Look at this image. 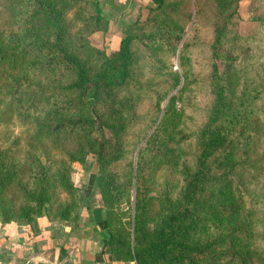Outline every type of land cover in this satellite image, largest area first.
<instances>
[{"label":"trees","instance_id":"16d2710c","mask_svg":"<svg viewBox=\"0 0 264 264\" xmlns=\"http://www.w3.org/2000/svg\"><path fill=\"white\" fill-rule=\"evenodd\" d=\"M74 1L0 0L2 16L13 18L8 28L0 20V121L16 104L32 117L38 140L86 133V152L75 148L67 153L71 161H81L96 147L95 181L103 200L111 261L264 264V192H255L248 182V171L264 175V155L253 159L249 152L260 133L259 122L264 120V68L257 80L252 75V62L264 60L259 33L240 35L227 16L215 26L206 49L199 50L209 59L204 78L194 70L182 82L181 73L171 71L166 81L140 83L134 77L138 56L132 51L133 36L122 39L111 55L87 52L84 28L74 42L69 40L66 13ZM178 2L151 0L146 21L161 24L168 33L176 31V36L161 33L147 38L173 51L188 23L187 15L171 10ZM170 16L178 17L181 25L172 26ZM92 20L97 23L99 15L87 18ZM195 41H200L197 36ZM199 47L184 43L178 52L180 60L195 55ZM203 83L212 104L199 126L179 128V118L188 108L179 96L187 94L188 88L196 91ZM145 100L152 101L151 110L138 114ZM185 142L193 146L190 161L181 170V192L175 198L169 192L152 196L158 161L173 156L175 145ZM139 145L135 164L121 169L122 173L113 171ZM30 152L33 170L23 169L10 153L0 152V162L5 157L11 162L0 172L1 223L36 225L44 216L51 220V205L61 208L56 223H75L78 204L62 207L56 203L57 194L49 191L55 166L33 149ZM15 178L18 181L13 183ZM62 181L76 202L75 183L69 178ZM12 188L23 194L19 204L15 205ZM260 210L263 214L258 216ZM205 224L213 232L203 238Z\"/></svg>","mask_w":264,"mask_h":264},{"label":"rangeland","instance_id":"374dc122","mask_svg":"<svg viewBox=\"0 0 264 264\" xmlns=\"http://www.w3.org/2000/svg\"><path fill=\"white\" fill-rule=\"evenodd\" d=\"M109 10L114 9V13L118 16L125 14L128 18L124 21L126 29L123 32H119L121 41L127 36H133L132 51L138 56V62L135 67L134 77L138 78L140 83L155 82L160 83L166 81L171 74V71L180 72L182 75V82L187 79V73L190 71H196L201 78H204L210 68L208 55L201 53L200 49H206L205 44H208L213 38L215 33V26L222 23L227 16H230L231 27L242 36H252L256 33L263 42V45L259 47L260 54L264 53V28L261 27V22L264 21V0H179L178 3L171 6V10H178L181 14L188 16V23L185 26V34H180L182 37L181 42L176 46V51L167 50L164 47L159 46L157 43L148 40L147 38L155 34H165L167 28H162L161 24L146 23L149 15L151 0H134L131 3L128 1L124 6H115L116 0H105ZM113 6V7H110ZM115 6V7H114ZM134 6V7H133ZM100 20L95 23L92 20L87 21V18L97 16ZM189 15H192L189 20ZM2 19L1 23L5 25L4 28H8L13 18L0 13ZM119 18V17H115ZM114 18V20H116ZM66 19L71 27L69 29V40L74 42L77 34L80 30L88 31L87 40L88 47L87 52L105 51L111 55L117 51L120 47L119 44L112 43V39L107 37L103 30L105 28V22L103 17L94 11L93 5L88 0H75L70 10L66 13ZM171 24L181 25L178 17L170 16ZM119 23V22H118ZM159 25V26H158ZM96 27L95 31H90ZM176 36V31L168 33ZM195 36L200 41H195ZM197 44L200 46L198 50H194L195 55H192L187 60H180L178 52L180 47L184 43ZM204 42V46L202 45ZM204 52H208L207 50ZM97 58H94V62ZM163 66V68H162ZM252 75L253 81L260 77L261 70L264 68V60L252 62ZM204 82V81H203ZM191 95H190V94ZM174 94V93H173ZM171 96V94L169 95ZM179 101H183L188 106L179 118V128L182 129H194L202 122L203 114L212 104V98L207 85L203 83L196 91L188 88V93H184L179 96ZM152 107V101L145 100L138 108V114L144 115L150 111ZM264 109V103L261 105ZM1 110V108H0ZM260 133L256 137V144H253L249 148V152L253 159L259 158L264 155V120L259 122ZM136 131L133 132V135ZM86 133L80 132L76 134H63L59 136V140L54 137H42L40 140L36 139V130L33 119L29 114L23 112L22 109H18L15 104L14 108L7 112L0 121V152L3 154L13 155L14 162L21 165L23 169L28 167L33 170L32 156L30 150L33 149L43 160H47L55 166V178L53 179L49 191L51 194L56 193L58 201L56 203H62V207L76 206L81 209L82 205L86 201L88 196V184L76 185V182H81L82 178L85 181L93 184L92 192L90 195V201H96L103 206V200L100 195V189L98 182H93L97 175V153L96 147L89 150L84 159L81 161H71L67 150L75 148H84L86 152L85 142ZM146 138L142 141L141 145L145 142ZM136 148L134 155L129 157L128 160L113 166V171L123 172V168L130 169L135 164L136 154L140 146ZM191 145L188 142L175 145V151L173 156H169L165 160H159L152 176V185L154 191L152 196H160L165 192H169L171 197H177L183 188V178L181 176V170L190 161L189 152ZM5 154V155H6ZM12 157V156H11ZM12 157V158H13ZM7 158V157H5ZM0 162V172L7 169L11 163L9 159H5ZM264 169V167H263ZM264 171V170H262ZM30 171L26 172V175ZM264 174V173H263ZM248 182L250 181L251 187L261 192H264V175L257 172L248 171ZM62 178H69L71 182L75 183L78 188L75 193L76 202L70 192L63 187ZM81 178V179H80ZM18 180L15 178L13 183ZM73 183V184H74ZM87 184V185H86ZM13 187H15L13 185ZM11 194L16 198L17 203L23 197L20 189H11ZM74 201V203H73ZM59 205H51L50 217L45 218L49 222L56 223L55 218L61 210ZM123 210H127L126 205H122ZM263 211L257 212L260 216ZM105 215V213H104ZM39 219V218H38ZM37 219V221H38ZM106 219V215H105ZM1 222V221H0ZM70 222V221H65ZM126 221V225H127ZM17 223V222H14ZM62 223V222H61ZM22 225L20 223H17ZM107 224V223H106ZM210 224H205L201 236L206 238L212 234V227ZM236 248V246H235ZM264 258V256H263ZM226 264H233L232 262H226Z\"/></svg>","mask_w":264,"mask_h":264},{"label":"crops","instance_id":"0c3cea01","mask_svg":"<svg viewBox=\"0 0 264 264\" xmlns=\"http://www.w3.org/2000/svg\"><path fill=\"white\" fill-rule=\"evenodd\" d=\"M88 1L93 5L94 11L104 19L103 33L110 37L114 44L118 39L116 44H119V32L126 29L124 21L128 16H118L114 9L109 10L105 0ZM127 1L132 2L116 0L115 6H124ZM135 2L136 0L134 4ZM116 16L119 18H115ZM82 179L81 182L75 183H89L88 196L75 223H52L45 218H39L36 225L0 222V264H135L132 261L109 259L104 211L98 200L90 201L94 183L90 184L85 178Z\"/></svg>","mask_w":264,"mask_h":264}]
</instances>
